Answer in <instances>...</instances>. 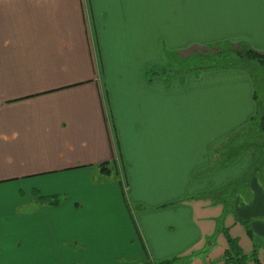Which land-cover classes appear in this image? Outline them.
Here are the masks:
<instances>
[{
    "label": "crops",
    "instance_id": "crops-1",
    "mask_svg": "<svg viewBox=\"0 0 264 264\" xmlns=\"http://www.w3.org/2000/svg\"><path fill=\"white\" fill-rule=\"evenodd\" d=\"M191 16L225 30L249 17L245 47L264 56V0H0V247H24L0 264H47L51 220L59 264H225L228 238L264 264L254 82L229 66L176 86L158 76L164 31L191 34ZM189 44L184 57L206 48Z\"/></svg>",
    "mask_w": 264,
    "mask_h": 264
},
{
    "label": "rangeland",
    "instance_id": "rangeland-1",
    "mask_svg": "<svg viewBox=\"0 0 264 264\" xmlns=\"http://www.w3.org/2000/svg\"><path fill=\"white\" fill-rule=\"evenodd\" d=\"M167 20L168 17H164V23H166ZM213 20L214 17H209V16H191V29H194L193 32H191V34H188L186 36H184L185 34L179 33V39L175 38V36L171 34V32L167 30L164 31L165 35L168 36L165 45L166 47L165 49H163L164 54H166L165 57L166 61L164 66L162 67H158L159 65L158 66L156 65V68L160 72H162L161 75L158 74L159 78L160 79L164 78V87L168 86L170 82H173L174 86H176L177 83L181 85L184 79H186L185 82H187L188 79H191L192 75L196 77V75L200 73V71H202L201 68L204 67H206L207 69L210 68V66L215 67L216 65L217 67L229 66L234 70L243 69L244 71H246L249 78L255 84V93L258 98L257 102H259L258 104H260L259 106H257V108L258 111L261 112L263 110V105H264V66H262V64H260L258 61L263 60L264 56L255 54L258 56V58L247 60L244 57L240 58L236 55L237 50H239L238 47H244V49H248L247 47L255 46L257 44V38L253 39L251 37V32L253 30V27L252 25L248 24L249 17L242 18L243 20L242 23L244 24L232 25L229 23L227 30L222 29L218 19L216 23L213 22ZM223 24L224 26L228 25V21L224 22ZM183 26L184 28L189 27L186 24H183ZM260 32L264 34L262 29L260 30ZM190 42L204 43L206 47L204 52H202L203 49L201 50L193 49V51L196 50L195 51L196 54H193L192 56L189 57H184V56H188V53L186 55H183L180 52V50L191 49V45L189 44ZM229 48L232 49L231 52H227ZM220 49H221V55H219L220 53L215 54L216 53L215 51L217 50L219 51ZM145 77L146 79L149 78V80L153 78V76L150 74L145 75ZM191 98H193V96ZM164 105H168V101L166 97H164ZM254 123L257 124L256 121H254ZM255 140L256 139L254 138L253 141L255 142ZM207 194L211 195L214 199H219V196H222L223 199H225L227 198V196H231L232 193L230 191L227 192L223 191L218 193L214 191H210ZM198 195L202 196V193ZM10 197L12 198V196ZM56 197L60 199L58 205H60L62 201L66 200L65 195H59ZM4 198H5L4 196L0 198V203L4 202ZM31 201L21 206V209H19L20 214L26 215L28 213L26 211L27 208L28 207L30 208V206L33 205L35 202V201L32 202ZM45 204L47 203L45 202ZM224 204L226 206L224 209L225 212L226 211L231 212L230 203L226 202ZM32 207L37 208V205L34 204ZM52 213L59 215L61 212L55 211ZM61 217H63V215H61ZM220 222L221 221L219 219L218 223ZM51 227H52L51 229L52 241L54 245L50 250L49 254L45 256L42 253L39 256H37V260L41 261L44 257H46L47 264H59L60 258H64V253L58 254L57 252L54 251V248H57L59 250L61 247L62 240L60 237V233L62 232V225L56 224L54 220H51ZM11 244L12 242L10 243L6 251L0 247V259L7 258L8 254H10L12 261H16V263L19 260L24 261V256H23L24 247L17 250L14 249Z\"/></svg>",
    "mask_w": 264,
    "mask_h": 264
},
{
    "label": "trees",
    "instance_id": "trees-1",
    "mask_svg": "<svg viewBox=\"0 0 264 264\" xmlns=\"http://www.w3.org/2000/svg\"><path fill=\"white\" fill-rule=\"evenodd\" d=\"M231 51H232V49H230V48L227 50V52H231ZM217 53H220L219 55H221V49L218 52H216L215 54H217ZM236 55L240 58L244 57L247 60L258 58V56H257L258 54L255 55L254 52L250 51L249 49H244V47H239V50H237ZM258 62L260 64H262V66H264V59L259 60ZM204 68H206V67H204ZM210 68H212V69L217 68V66L216 65H215V67L210 66ZM201 69H203V68H201ZM261 122L263 123V126H264V114L261 118ZM263 130H264V128H263ZM103 168H104V165H103ZM105 169H107V168H105ZM101 172L103 173V169H101ZM107 174H109V172L105 173L104 175L106 176ZM43 200H44V202H46L49 205L56 206L59 204L60 199L56 196H53V197H48L47 199L45 198ZM227 241H228V245H229V250L225 256V264H246L248 257L245 255H242V253L240 252V249L238 248L237 243L230 240L229 238ZM254 254H252V256ZM252 258L254 259V257H252ZM159 264H179V263H178V259H173L171 261H164V262H161Z\"/></svg>",
    "mask_w": 264,
    "mask_h": 264
}]
</instances>
